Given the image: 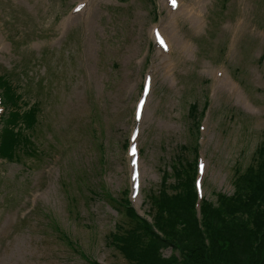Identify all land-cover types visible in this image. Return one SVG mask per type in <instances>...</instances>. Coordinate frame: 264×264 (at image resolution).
<instances>
[{
  "label": "rangeland",
  "instance_id": "rangeland-1",
  "mask_svg": "<svg viewBox=\"0 0 264 264\" xmlns=\"http://www.w3.org/2000/svg\"><path fill=\"white\" fill-rule=\"evenodd\" d=\"M78 1L0 0L7 47L0 49L2 98L7 102L6 82L24 94L29 104L22 109L35 105V126L16 131L23 129L39 151L20 160L0 156V264H132L110 244L121 216L106 194L120 201L128 190L127 149L135 129L143 179L138 204L133 196L132 202L142 203L140 214L154 216L149 196L163 182L177 183L174 163H192L196 147L207 165L205 198L216 206L217 193L232 195L233 182L259 163L264 0H209L199 32L179 18L180 34L195 49L187 59L174 48L173 74L158 62L150 35L153 25H168L161 0H98L63 33ZM153 67L151 93L135 123ZM215 68L232 74L255 112L229 90L215 89ZM163 254L170 256V248Z\"/></svg>",
  "mask_w": 264,
  "mask_h": 264
},
{
  "label": "trees",
  "instance_id": "trees-1",
  "mask_svg": "<svg viewBox=\"0 0 264 264\" xmlns=\"http://www.w3.org/2000/svg\"><path fill=\"white\" fill-rule=\"evenodd\" d=\"M3 85L0 81V87ZM5 88L8 112L0 128V156L20 160L23 154L37 155L31 138H26L23 129L16 131L19 125L28 129L35 126V105L28 111L22 109L29 104L24 94L6 82ZM12 109L17 113L9 117ZM196 112L192 110L193 116ZM257 154L259 163L233 182V194L218 193L217 206L204 200L200 217L194 207V161L174 163L177 183L167 186L163 182V189L149 196L152 222L138 215L127 191L120 201L106 194L121 216L116 231L109 236L111 246L132 264H264V140ZM169 187L180 189L179 194L168 193ZM169 248L171 254L166 257L163 251Z\"/></svg>",
  "mask_w": 264,
  "mask_h": 264
},
{
  "label": "bare ground",
  "instance_id": "bare-ground-1",
  "mask_svg": "<svg viewBox=\"0 0 264 264\" xmlns=\"http://www.w3.org/2000/svg\"><path fill=\"white\" fill-rule=\"evenodd\" d=\"M84 1V0H82ZM98 0H85L87 3V7L81 13H72L70 17L66 18L63 22V33L66 32L71 26H73L78 19H81L82 16L88 15L91 13L95 2ZM209 0H194L193 3L187 5L182 0H161L160 3L164 10L167 11V28L166 26L163 28V32L167 42L171 43L169 46V51L165 53L162 49L158 50V57L160 58L161 64L164 67H171V71H173L176 67V63L174 59H172V51L175 48L177 51L181 52L187 59H190L194 54V46L188 42V40L180 34V30L178 28V19H184L188 21L193 29L196 32L202 30L205 24V17L203 11L206 7V2ZM164 19H162L163 21ZM159 26L155 25L151 29L152 37L154 36V29ZM243 29V26L239 25L235 28V34H237L240 30ZM0 49L6 50V44L2 42V36L0 34ZM165 75L172 76L171 73L166 71ZM149 77L151 74L148 75ZM212 77L215 80V89L222 90L227 89L231 93L236 96L237 104L243 105L247 110L255 112L254 108L247 102L246 97L242 89H240L239 85L235 83L229 76L228 72L223 68H215L212 70ZM152 83V79L149 78V84ZM137 139V138H136ZM135 139V140H136ZM140 164V162H139ZM142 172V171H141ZM136 204H138V199L136 200ZM139 206V205H138Z\"/></svg>",
  "mask_w": 264,
  "mask_h": 264
},
{
  "label": "snow or ice",
  "instance_id": "snow-or-ice-1",
  "mask_svg": "<svg viewBox=\"0 0 264 264\" xmlns=\"http://www.w3.org/2000/svg\"><path fill=\"white\" fill-rule=\"evenodd\" d=\"M173 3H175V0H173Z\"/></svg>",
  "mask_w": 264,
  "mask_h": 264
}]
</instances>
